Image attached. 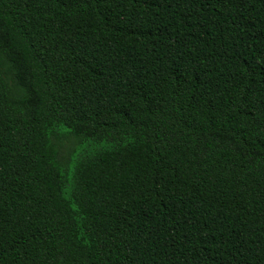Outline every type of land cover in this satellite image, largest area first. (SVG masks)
I'll list each match as a JSON object with an SVG mask.
<instances>
[{
  "label": "trees",
  "instance_id": "trees-1",
  "mask_svg": "<svg viewBox=\"0 0 264 264\" xmlns=\"http://www.w3.org/2000/svg\"><path fill=\"white\" fill-rule=\"evenodd\" d=\"M0 264H264V0H0Z\"/></svg>",
  "mask_w": 264,
  "mask_h": 264
}]
</instances>
